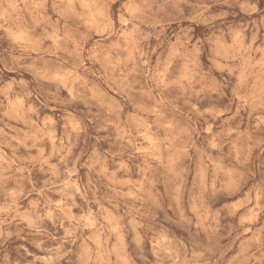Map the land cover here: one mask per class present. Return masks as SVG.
<instances>
[{
	"label": "clouds",
	"instance_id": "1",
	"mask_svg": "<svg viewBox=\"0 0 264 264\" xmlns=\"http://www.w3.org/2000/svg\"><path fill=\"white\" fill-rule=\"evenodd\" d=\"M0 264H264V0H0Z\"/></svg>",
	"mask_w": 264,
	"mask_h": 264
}]
</instances>
